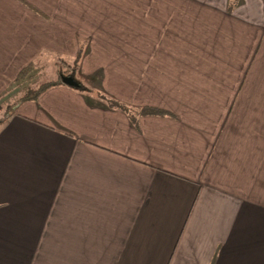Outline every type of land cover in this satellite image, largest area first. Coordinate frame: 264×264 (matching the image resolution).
Returning <instances> with one entry per match:
<instances>
[{
    "label": "crops",
    "instance_id": "0c3cea01",
    "mask_svg": "<svg viewBox=\"0 0 264 264\" xmlns=\"http://www.w3.org/2000/svg\"><path fill=\"white\" fill-rule=\"evenodd\" d=\"M60 59L97 90L0 125V264H264V0H0V99Z\"/></svg>",
    "mask_w": 264,
    "mask_h": 264
},
{
    "label": "rangeland",
    "instance_id": "374dc122",
    "mask_svg": "<svg viewBox=\"0 0 264 264\" xmlns=\"http://www.w3.org/2000/svg\"><path fill=\"white\" fill-rule=\"evenodd\" d=\"M57 62L55 67H52V65H50L49 67L32 66V68L27 71L23 79L19 81V84H16L15 81L11 84L8 91L0 99V121L10 116L13 111V107L15 106L14 103L23 98L30 89L37 90L47 82L59 80L58 69L60 68V66H57ZM62 70L66 71V75L73 74L79 82H81L88 88V90H97L93 86H91L90 83L81 78L80 69L76 64L69 65V63L66 62V64L62 67Z\"/></svg>",
    "mask_w": 264,
    "mask_h": 264
},
{
    "label": "trees",
    "instance_id": "16d2710c",
    "mask_svg": "<svg viewBox=\"0 0 264 264\" xmlns=\"http://www.w3.org/2000/svg\"><path fill=\"white\" fill-rule=\"evenodd\" d=\"M66 64V62L62 59H60L58 62H57V66L60 68L58 69V73H59V80L58 81H51V82H47L46 84L42 85L39 89L37 90H32L30 89L26 95L21 98L18 102H24V101H28V100H38L39 96L46 92L47 90L51 89L52 87L54 86H57L59 84H63L62 82V78L63 77H72L75 79V76L73 74H69V75H66L65 74V70L63 71L62 70V67ZM32 68V66H28L24 69L21 70V72L19 73V75L17 76L16 80H15V83L16 84H19L23 77L25 76V74L27 73V71ZM77 81V80H76ZM77 84H78V87L79 89H81L82 91H88V88L86 86H84L81 82L77 81ZM112 104H113V107L115 106L114 103L115 101H111ZM9 117V116H8ZM6 117L5 119L1 120L0 121V125L8 118Z\"/></svg>",
    "mask_w": 264,
    "mask_h": 264
},
{
    "label": "water",
    "instance_id": "95a60500",
    "mask_svg": "<svg viewBox=\"0 0 264 264\" xmlns=\"http://www.w3.org/2000/svg\"><path fill=\"white\" fill-rule=\"evenodd\" d=\"M62 82L69 87H78L76 80L72 77H63Z\"/></svg>",
    "mask_w": 264,
    "mask_h": 264
}]
</instances>
